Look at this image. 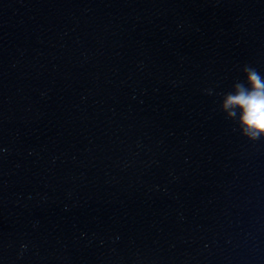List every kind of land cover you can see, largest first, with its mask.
Segmentation results:
<instances>
[{
  "label": "clouds",
  "instance_id": "clouds-1",
  "mask_svg": "<svg viewBox=\"0 0 264 264\" xmlns=\"http://www.w3.org/2000/svg\"><path fill=\"white\" fill-rule=\"evenodd\" d=\"M242 71L244 81L235 82L231 91L222 94L220 109L236 122L242 136L257 141L264 139V75L247 64Z\"/></svg>",
  "mask_w": 264,
  "mask_h": 264
}]
</instances>
